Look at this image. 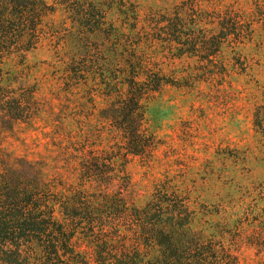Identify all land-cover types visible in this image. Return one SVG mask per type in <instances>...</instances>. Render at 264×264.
<instances>
[{
	"label": "rangeland",
	"instance_id": "1",
	"mask_svg": "<svg viewBox=\"0 0 264 264\" xmlns=\"http://www.w3.org/2000/svg\"><path fill=\"white\" fill-rule=\"evenodd\" d=\"M87 1L101 10L103 33L82 29L70 12L56 6L44 19L47 34L37 49L26 54L24 63L15 54L4 59L10 76L20 70L25 74L14 84L22 79L36 85L44 112L12 129L0 126V154L11 162L18 158L41 162L46 179L57 190L79 193L82 150H109L120 141L99 118L111 102L104 84L99 77L79 79L82 58L85 51H112V29L132 35L130 26L135 27L134 36L142 40L136 51H155L151 55L157 67L176 80L188 77L189 85L165 84L142 99L144 126L157 144L150 156H129L130 186L123 195L136 206H144L157 188L169 197L177 195L194 213L191 226L222 240L237 264H264V251L257 253L247 242L254 227L251 220L264 208V134L253 123L256 106L264 103V14L257 13L264 12V0L191 3L202 11L231 7L246 19H256L247 38L241 43L225 42L212 57L225 66L226 74L207 78L201 76L211 68L206 60L188 54L173 57L174 51L161 42L142 37L146 33L157 37L148 19L172 12L184 0ZM83 188L100 201L118 187L92 181L83 183Z\"/></svg>",
	"mask_w": 264,
	"mask_h": 264
},
{
	"label": "trees",
	"instance_id": "2",
	"mask_svg": "<svg viewBox=\"0 0 264 264\" xmlns=\"http://www.w3.org/2000/svg\"><path fill=\"white\" fill-rule=\"evenodd\" d=\"M193 1L191 7L184 0L172 12L151 16L148 21L157 37L149 33L142 37L161 42L174 51L173 57L188 54L206 60L211 68L203 70L205 78L224 76L225 66L212 57L225 42L241 43L247 38L256 19H246L231 7L202 11L191 5ZM52 2L0 0V126L6 129L30 123L44 112L36 85L22 79L14 84L25 74L20 70L10 76L3 65L13 54L23 64L26 54L37 49L48 32L45 17L62 6L82 29L94 34L105 30L101 10L89 1ZM257 13L264 14L261 9ZM130 30L132 35L112 29L114 49L85 51L79 67V79L99 77L104 84L111 102L99 118L120 139L109 150L83 149L79 179L118 188L100 201L83 183L79 193L67 194L46 179L41 162L25 158L11 162L0 154V264H237L222 240L191 226L194 213L179 196L169 197L157 188L151 200L136 206L123 195L130 186L129 156H150L157 144L144 126L142 99L165 84L189 85L188 77L176 80L163 73L153 61L155 51H136L141 38L134 36L135 27ZM253 123L264 134V103L256 106ZM261 211L253 216L254 227L247 236L257 253L264 251V208Z\"/></svg>",
	"mask_w": 264,
	"mask_h": 264
}]
</instances>
